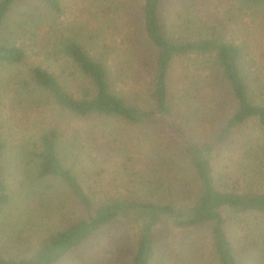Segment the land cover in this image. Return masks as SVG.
<instances>
[{
    "label": "trees",
    "instance_id": "16d2710c",
    "mask_svg": "<svg viewBox=\"0 0 264 264\" xmlns=\"http://www.w3.org/2000/svg\"><path fill=\"white\" fill-rule=\"evenodd\" d=\"M25 1L40 3L50 16L65 13L63 0H0V67L18 68L27 65L30 53L39 56L35 45L32 50L25 43L17 45L24 24L12 22V16ZM86 1L94 23L90 35L67 31L41 46V56L63 62L64 72L71 70L67 83L77 93L68 91L60 77L37 64L18 81L14 101L16 118H23L17 122L22 152L32 161L37 180L54 181L70 195L72 203L67 206L73 211L74 205V220L61 217V225L38 241L25 240L23 250L6 247L11 237L2 235L3 221L30 214V206L22 199L12 204L4 175L10 142L0 128V264H59L95 240L101 248L97 253L107 258L117 248V239L122 242L128 231L135 241L128 264H180L179 255L185 251L173 252V260L170 243L162 247L169 253L160 257L161 234L200 230L208 231L206 242L218 264H239L223 211L264 215V189L242 187L231 169L239 167L246 173L252 165L264 174V74L251 71L258 63H246L248 47L226 42L214 29L205 33L206 16L185 10L188 4L198 5L202 0H173L181 5L176 20L181 21L182 30L177 36L164 18L169 0H134V5L131 0ZM232 2L238 14L264 16V0ZM109 22L115 42L108 45L102 43L101 27ZM192 24L201 34L183 29ZM84 41L93 45L95 55L86 51ZM177 67L178 76L174 73ZM111 121L140 130L154 153L150 159L129 157L130 162L121 168L131 188L121 181L112 186L114 197L101 198L80 181L75 169L80 162H70L61 148L72 132L75 147L81 144L77 139L84 137L86 144L97 145L98 124ZM242 130L253 134L245 140ZM236 156L244 162L238 165ZM177 159L193 173L194 186L179 176L167 183L153 180L155 172L165 171L168 161L172 167ZM176 195L182 199H174ZM13 221L17 226L18 219ZM117 225L122 228L114 230ZM32 227H37L35 222ZM112 230L116 242L106 240L102 245L103 234ZM194 245H190L191 255L198 256L191 248Z\"/></svg>",
    "mask_w": 264,
    "mask_h": 264
},
{
    "label": "rangeland",
    "instance_id": "374dc122",
    "mask_svg": "<svg viewBox=\"0 0 264 264\" xmlns=\"http://www.w3.org/2000/svg\"><path fill=\"white\" fill-rule=\"evenodd\" d=\"M131 2L134 5L135 1L131 0ZM87 3L86 0H63L65 13L60 17H56L55 15L50 16L44 6L33 1L20 3L13 11L12 22L13 20H17L22 21L24 24V28L19 31L21 40L18 39L17 45L21 47L25 43V46L29 50H32L36 46L39 56H33L34 54L30 53L27 65L18 68L0 67V128L2 129L3 136L10 142V147L6 151L4 160L5 181L12 191V204H20V200L22 199L25 201V204H29L30 206V214L14 217L18 219L17 226L13 221L14 218L10 217L7 221H3L5 231L2 235L5 238L11 237L8 240L10 245L9 243L6 244V247L12 249V251L25 249L27 247L25 240L36 239L34 242L38 241L50 229H55V226L61 225L63 218H68L71 221L74 220V205L72 204L73 211L67 206L72 203L70 195L60 189L54 181L48 184L47 182L42 183L37 180L31 166L32 161H29L28 155L22 152L23 148L20 147L19 141L21 140L19 134L21 131L18 123L23 118H16L14 101H16L15 90L17 89L18 81L20 78H24L29 69L37 64L42 65L43 68L60 77V80L68 91L77 93V90L71 86L69 87L67 83L71 70L64 72L63 70L66 66L63 62H59L54 57L41 56V46L47 45L48 41L55 34H66L67 31L72 34H78L82 31V36H89L93 30L92 26L94 23L85 8ZM180 6L178 4L175 5L173 0H169L165 4L164 11L165 21L170 29L174 27L177 31L176 36L182 30L179 27L181 21L176 20V15L178 14L176 12L180 9ZM236 9L232 0H202L198 5H194V3L188 4L185 10L191 12L192 15L196 12L198 15H204L208 18L206 26L203 25L205 33L214 29L217 30L219 38H223L226 42L248 47L246 63L251 64L255 61L258 63V67L251 71L259 70L261 74H264V16L262 13L246 16L238 14L235 11ZM109 29L110 22L101 27L103 35L102 43L108 45L115 42L112 36L113 31ZM183 29H191L188 34H193V31L196 34H201L200 31L193 29V24ZM82 43L86 51L92 56L96 54L93 45H88L86 41ZM247 68L249 69L250 65ZM179 71L178 67L174 70L176 76H178ZM53 109L54 107L50 106L49 113H52ZM96 125L94 123L90 124V126ZM97 128L99 129V143L97 145L95 143L86 144L84 142L86 137H84L77 139L81 144H77L75 147L73 144L75 133L72 132L68 133L66 143L61 149L69 154L68 160L70 162H80L75 169L82 183L91 186L94 191H98L101 198L106 197L107 194L109 197H114L115 191L112 190L113 185L116 186L123 181L125 186H130L129 188H131L128 179L122 176L121 165L129 163V157L150 159L154 151L145 134L121 122L99 123ZM240 133H244L241 137L245 138V140L246 137L253 134L249 130L244 132L242 130ZM99 145L101 146L100 149L97 148ZM115 145L117 146L113 148ZM133 145V150H130ZM71 148L74 150H71ZM121 152H125L122 158ZM166 154L167 152L164 150L162 156L165 157ZM237 157L234 158V161H237ZM238 160V165L244 162H240V159ZM250 167L252 168H248L246 173L242 172V169L239 167H231L237 176L234 180H238L242 187L253 185L255 189H264V174L261 175L259 173L260 167L257 168V166L252 165ZM147 173L148 171H146ZM174 176L183 177L185 181L190 182L193 186L196 182V180H193V173L188 166L179 159L174 161L172 167L168 161L165 171L155 172L153 180L166 181L167 183V179H175ZM108 192L111 193L109 194ZM176 198L182 199L177 195L174 199ZM11 212L12 209L8 210V215ZM223 216L226 221L228 237L236 251L238 263L264 264V215L257 212L240 213L226 209L223 211ZM34 222L37 226L35 228L32 227ZM113 228L114 230H118L122 228V225H117ZM114 230L103 234L102 239L104 242L106 240H112V243L109 244L116 242ZM121 233L124 234L125 229ZM131 236H133V232L128 231L122 242L117 239L119 243L117 248L115 250L111 249L110 256L107 258L97 253L101 248L95 240L94 242L90 241L86 247L74 252L68 259L59 264H128L129 258L135 250V241L130 240ZM206 241H208L207 230L191 231L187 234H171V232L161 234L158 243L160 257H162L161 255L165 256L164 253H169L168 249L162 247L165 243H170L173 260L175 259V251L177 253L182 250L185 251L179 255L180 264H218L210 248V243ZM193 242L195 245L191 248L196 250L195 253L198 256L191 255L190 245ZM104 244L106 242L102 245ZM8 252L11 253L10 251Z\"/></svg>",
    "mask_w": 264,
    "mask_h": 264
}]
</instances>
